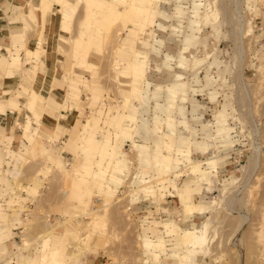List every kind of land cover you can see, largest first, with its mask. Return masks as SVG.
Returning a JSON list of instances; mask_svg holds the SVG:
<instances>
[{
	"label": "rangeland",
	"instance_id": "obj_1",
	"mask_svg": "<svg viewBox=\"0 0 264 264\" xmlns=\"http://www.w3.org/2000/svg\"><path fill=\"white\" fill-rule=\"evenodd\" d=\"M0 6L12 264H264V0Z\"/></svg>",
	"mask_w": 264,
	"mask_h": 264
},
{
	"label": "crops",
	"instance_id": "obj_2",
	"mask_svg": "<svg viewBox=\"0 0 264 264\" xmlns=\"http://www.w3.org/2000/svg\"><path fill=\"white\" fill-rule=\"evenodd\" d=\"M3 12V9H2V6H0V12ZM4 14L3 13H0V35H2L3 33H5V34H7V30L10 28V27H12V26H10L9 24H7V26L8 27H5L4 28V24L3 23H5V17L3 16ZM1 19H3V20H1ZM3 28H4V31H3ZM2 30V31H1ZM43 36H44V38L45 39H48L49 38V34H48V32L45 30V32L43 33ZM38 37V35L36 34V38ZM32 38V37H31ZM37 42L38 41H36V45H37ZM45 47V49L47 50L46 51V53H44L43 54V56H42V58H46V59H48V57H49V61H50V59H51V54H50V52H49V50H48V48H47V46L45 45L44 46ZM52 63V62H51ZM50 62H48V63H44V60H43V64H47L46 66H45V68L44 69H40L37 73V84H39V86H42L43 85V81H41V79H40V75H44V77H43V79L44 78H46L47 76H46V73L47 72H49L50 74L52 73V69H56V67H54L55 65L52 63L51 64ZM57 66V65H56ZM19 67L17 68V69H15L14 71H13V73H11V74H13L14 76H16L15 77V79H14V81H15V83H17V81H18V79H17V73L19 72ZM57 70V69H56ZM5 71V73L6 74H8L7 73V71L6 70H4ZM0 72H1V70H0ZM19 74V73H18ZM12 75V76H13ZM2 77H3V81H1L0 82V85L3 83V86H0V92H2V94H4L5 95V93H3L4 91H6V90H9L10 89V84H7V83H10V81H11V79L13 78H10V77H8V76H5V75H2ZM13 82V81H12ZM45 85H47V83L45 84ZM1 96V95H0ZM4 104H6V102H4ZM4 106V105H3ZM10 109V108H9ZM10 111H11V109H10ZM0 115H1V121H3V119L5 118V114L2 112V113H0ZM2 127H4V126H2ZM9 136V135H8ZM5 229V228H4ZM1 230V232L3 233V234H5V235H0V240H1V242H2V239L4 238L5 239V241L3 242L4 244H5V246H6V253H5V255L3 254V253H0V264H5L4 262H10V264H12V262H13V260H15V259H17L18 257L16 256V255H13V253H14V251H12L11 253H9L10 252V249H11V247H13V245H12V242L10 241V239L9 238H7L8 237V235H9V233L10 232H8L9 231V229H5V231L4 230H2V229H0ZM7 232H8V234H7ZM7 238V239H6ZM48 238H49V235L47 236V237H45L44 239H45V241L46 240H48ZM3 239V240H4ZM11 245V246H9V244ZM44 250V251H43ZM9 251V252H8ZM52 251H53V253H52ZM43 253H44V255H43ZM46 253H49V257H51V261H53L55 264H64V260H63V258L61 257V258H57V256H59L60 257V255L57 253V250H47L46 248L45 249H42V254H41V264H50V262L49 263H45L44 262V259H46ZM52 254V255H51ZM45 257V258H44ZM48 257V256H47ZM95 258L96 257H94L93 258V260H95ZM96 260L97 261H99L98 260V257L96 258Z\"/></svg>",
	"mask_w": 264,
	"mask_h": 264
},
{
	"label": "bare ground",
	"instance_id": "obj_3",
	"mask_svg": "<svg viewBox=\"0 0 264 264\" xmlns=\"http://www.w3.org/2000/svg\"><path fill=\"white\" fill-rule=\"evenodd\" d=\"M40 1H42V0H40ZM58 2L59 1H61V0H57ZM100 1V0H99ZM65 2V1H64ZM45 3V2H44ZM63 4H65V3H63ZM40 5H42V2H41V4L39 3L38 5H36V6H33V10H35V9H39V11L40 10H42V7H40ZM44 5H46V4H44ZM52 5V4H51ZM50 7V5H47V6H45V8H49ZM66 7V6H65ZM129 7V10L130 11H132V12H140V10H141V7H139V6H137V5H135V4H131V5H129L128 6ZM66 9V8H65ZM28 51H30V50H28ZM42 52V50L39 48V49H35V51L34 52ZM142 71V70H141ZM106 140V139H105ZM108 140V139H107ZM107 143V142H106ZM134 146V150H135V153H136V155L138 156L139 154H141L142 152L144 153V151H145V149L143 150V145L142 144H138V143H134L133 144ZM143 150V151H142ZM148 154V153H147ZM158 153H156V155H157ZM141 155H146V154H141ZM159 155V154H158ZM147 156V155H146ZM163 156V155H162ZM161 157V156H160ZM156 158V157H155ZM165 158V157H164ZM143 159V158H142ZM163 159V158H162ZM166 160V159H165ZM167 161V160H166ZM156 162V161H155ZM159 162V161H158ZM162 162V161H161ZM142 163V162H141ZM163 163V162H162ZM161 163V164H162ZM195 164V163H194ZM163 165H164V163H163ZM194 166V165H193ZM198 167V166H197ZM166 168H168V167H166ZM194 170V169H193ZM201 173V172H200ZM207 173V172H206ZM202 177H204L203 175H202ZM150 189V188H149ZM151 191V190H150ZM140 196V195H139ZM139 199V198H138ZM193 232V231H192ZM184 235H187V236H189L190 238V240H189V243L188 244H190L189 246H187V248H186V253H185V251H184V253H185V255L186 254H191L193 251H194V248H196L195 246L197 245V244H200L201 243V239H200V236L199 235H197V234H192L191 232H189V231H185V233H184ZM48 236V235H47ZM188 240V239H187ZM188 242V241H187ZM145 243V245L146 244H150L149 242H147V241H145L144 242ZM203 244V243H202ZM147 246V245H146ZM44 251V250H43ZM52 253H53V251H52ZM43 255H44V253H43ZM48 255V254H47ZM52 255V254H51ZM175 255V254H174ZM178 255V254H177ZM181 255H183V254H181ZM45 256V255H44ZM184 256V255H183ZM182 256V257H183ZM184 257H187V256H184ZM190 257V256H189ZM45 258V257H44ZM188 259V258H187ZM184 261H187V260H184ZM44 262L45 263H49V262H52L51 261V257H47L46 256V259H44ZM55 264V263H54Z\"/></svg>",
	"mask_w": 264,
	"mask_h": 264
}]
</instances>
